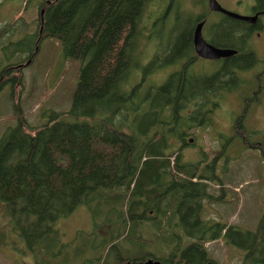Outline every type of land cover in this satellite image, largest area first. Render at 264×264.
I'll use <instances>...</instances> for the list:
<instances>
[{
  "label": "trees",
  "instance_id": "obj_1",
  "mask_svg": "<svg viewBox=\"0 0 264 264\" xmlns=\"http://www.w3.org/2000/svg\"><path fill=\"white\" fill-rule=\"evenodd\" d=\"M23 1L28 5L32 0ZM148 1L151 0H41L40 29L35 33H31L21 17L0 29L3 44L0 92L10 83L12 90L22 83L17 75L23 73L29 61L31 65L45 38L62 40L64 55L84 63L69 111L52 112L51 118L39 128L20 117L17 125L0 138V213L7 212L12 229L32 251L54 233L58 221L88 203L86 200L92 195L97 194L99 200L104 191L119 192L127 203L126 214L119 223L120 236L124 234L128 239L126 233L134 231L140 243L155 248L177 203L183 200L224 203L229 193H233L223 177L229 145L238 142L244 149L261 151L264 158V137L250 143L251 131L245 125L246 119H238L234 135L219 136L222 146L212 160L211 169L182 160V148L176 149L169 137L182 139L185 146L188 134H180V126L170 124L169 120L187 129L202 126L194 121L183 122L180 108L187 96L178 94L175 86L145 87L150 75L163 70L164 65L154 62L142 67L140 58L132 54L139 48L135 42L143 37L139 25ZM254 10L264 11V0H255ZM165 12L156 20L155 29L168 18L164 19ZM210 17V10L196 17L192 30L180 34L177 41L191 38L196 24L209 21ZM240 23L230 20L229 29L215 23L213 38L207 40L216 46H221L222 38L229 37L234 42L231 32ZM153 35L157 37L155 31ZM117 62L119 69L115 71L113 64ZM135 71L142 73L138 84L129 87V83L119 80L123 76L134 80ZM200 98L190 96L188 101ZM243 114L246 115V110ZM221 157L225 163L218 174L215 164ZM200 170L202 174L198 176ZM179 174L182 178L177 177ZM169 177L172 183L166 181ZM198 177L201 181L195 182ZM202 180L216 182L221 195L215 197ZM173 188H179L181 194H173ZM147 200L152 203L149 213L144 210ZM260 209L262 219L256 230L239 232L244 245L241 249L245 250L242 264L261 261L264 197ZM144 227L152 230L148 231L152 233L150 240L141 234L140 229L144 231ZM181 227L186 235L193 230L192 226ZM223 229V225L214 222L202 223L194 229L198 242L188 247V250L200 247L194 264H206L205 245L214 235L216 239L222 238ZM40 249L43 250L39 253L46 250L43 244ZM180 253L185 255L186 251ZM161 257L166 264L172 260V257ZM144 260L137 257L131 264Z\"/></svg>",
  "mask_w": 264,
  "mask_h": 264
},
{
  "label": "rangeland",
  "instance_id": "obj_2",
  "mask_svg": "<svg viewBox=\"0 0 264 264\" xmlns=\"http://www.w3.org/2000/svg\"><path fill=\"white\" fill-rule=\"evenodd\" d=\"M217 1L226 10L242 16L254 15L255 0ZM40 2L41 0H32L27 5L23 0H0V29L6 23H13L21 17L30 28L31 33H35L40 29ZM170 2L172 4L164 16V19L168 18L165 22L163 21L162 28L159 27L162 26L161 24L157 26L158 30L155 29L156 20L163 15V11ZM207 12H209L208 5L204 6L199 0L148 1L139 25L143 37L139 38L138 43L143 46L138 50V55L143 57L147 56L148 52H152L154 57L157 50L156 47L153 49V45L166 43L163 46L167 47V45L176 44L180 34L186 30H192L193 20ZM210 14L211 17L203 31L205 39L213 38L215 23L219 24L221 20H225L221 13L210 12ZM262 23L264 24V16H262ZM244 24L241 22L240 26ZM240 26L235 27V30H239ZM235 30L232 29L235 39L240 38L241 36ZM153 31L157 37L152 36ZM244 40L247 45H253L258 51L256 52L257 56L263 60L264 37L256 38L247 35ZM1 43L2 41L0 42V56L3 47ZM148 45L147 53L143 55L142 52ZM165 56L169 55H162V59L153 58L152 63L156 62V65L163 64L164 66L163 70L159 69L150 75L149 81L147 80L146 83L148 87L160 85L159 80L167 73V64L171 62L172 58ZM211 63L213 62L196 61L191 66V74L211 73ZM83 65V62L64 55L62 40L45 38L31 65L26 66L23 73L17 75L18 79H22V83L16 84L14 90L10 83L4 86L0 92V138L10 127L17 125L20 117H23L30 126L39 128L51 118L52 112L65 113L69 111ZM113 69L115 71L119 69V62L113 64ZM168 71L174 72V69L170 67ZM261 72V88L257 94V100L250 99L249 104H256L250 110L247 106L243 110L245 102L243 98L249 99L250 92L256 91L254 80L250 81L249 87L244 88V95L226 92V94L228 93L226 97L225 95L219 96V99L222 100L221 105L209 114V120L204 111H200L203 109L202 107L195 111V114L191 113L194 115V120H205L201 128L187 129L184 125L173 123L168 119L170 124L180 126V134L184 132L188 134L185 146L183 144L180 146L179 139L175 136L169 137L176 149L182 148V160L185 163L199 164L201 168L211 169L212 160L217 157L222 146L219 136L225 135L230 138L234 135L235 122L238 119L244 121L248 111L245 125L251 131L249 133L250 143L263 139L264 94H262V102L260 94L264 89V69ZM228 76L226 80L230 79ZM237 77L244 78L240 73H237ZM133 79L130 81L127 76H123L119 80H122L123 84L129 83V87L134 86L140 82L141 74L138 75L135 71ZM240 84L245 86L248 84V80L245 79ZM189 99L190 96H187L184 100L188 101ZM195 103L198 105L210 104V100L205 96ZM245 110L246 115L243 114ZM182 115H184L183 111ZM183 122L187 123L185 117ZM190 139H193L192 143L189 142ZM206 154H208L207 159ZM225 156L227 157V166L224 169L226 174L223 177L225 176L226 186L231 188L233 193H229L224 203L219 201L209 203L205 200L197 203L183 200L181 203H177L167 217L166 229L155 248L153 246L147 248L145 244L140 243L134 231L126 233L129 235L128 239L124 234L120 236L122 228L119 223L122 215L126 214L127 203L119 196V192L106 193L104 191L100 194L99 200H97V194L92 195L86 200L88 203H83L68 218L61 219L55 224L54 233L42 242L46 248L44 253L38 252L44 249H40L42 244L36 245L34 251L30 250L26 241L12 229L7 212L2 211L0 213V264H131L134 262L132 260L137 257L166 262L161 255L172 257V260L167 264H194L199 258L198 249L200 247L188 250L189 245L198 242L193 231L200 224L210 222L223 225L224 232L222 238L216 239L214 235L206 243V260L215 264H242L245 250L241 249L244 245L239 232H254L262 219L260 202L264 197V158L261 151L244 149L238 142L229 145ZM202 161L205 162L202 164ZM224 163L223 157L218 159L215 164L216 173H220ZM200 174H202L201 170L198 172V176ZM177 177L182 178V174ZM166 181L173 182L171 177ZM194 181L201 180L198 177ZM202 181L209 185V192L215 197L221 195L220 187L216 182ZM175 188L172 193L181 194V190ZM91 200L93 201L91 202ZM151 204V200H147L144 205V210L147 213L150 212ZM163 208L166 209V205ZM145 222L149 221L146 219ZM181 225L187 228L192 226L193 230L186 235ZM144 229V231L140 229L141 234L150 240L152 233L148 231L152 232V230L146 227ZM232 241L237 246L227 245L226 242L234 243ZM114 244L117 246L113 248ZM183 250L186 251L185 255L180 253ZM121 257L125 258L123 262ZM259 264H264V246Z\"/></svg>",
  "mask_w": 264,
  "mask_h": 264
},
{
  "label": "flooded vegetation",
  "instance_id": "obj_3",
  "mask_svg": "<svg viewBox=\"0 0 264 264\" xmlns=\"http://www.w3.org/2000/svg\"><path fill=\"white\" fill-rule=\"evenodd\" d=\"M199 1H201V3L204 6L208 5V8H209V0H199ZM171 4L172 3L170 2L169 5H167L168 7H166V9L163 12L169 10ZM256 14H260V15H259V19L257 20L255 24L244 22L245 24L243 26L239 25L240 28L239 30L236 31L239 34V36L247 37V35H252L253 37H256V38L264 37V24L262 23V16H264V11H261V12L254 11V15ZM223 16L224 18L227 17L225 15ZM227 18L228 19L225 18V20H221L220 21L221 23L219 24H222L223 28L229 29V21L234 20V19L229 18V17ZM202 21H205V26H204L205 28L208 23V20H202ZM195 27L192 32V36L189 39L183 38L181 39L182 41H179V42L177 41L176 44L167 45V47L163 46V44H166V43H159V44L153 45L152 46L153 49L156 47V50H157V53L154 57H153L152 52L151 53L148 52L147 56H143V57L139 56L138 50L140 48L142 49L143 45L139 44L138 41L135 42V44H139V48L137 51L132 52V54L137 55L140 58L141 60L140 65L142 67H147L148 65H150L153 62V58H157V57L161 58L162 55L164 54L169 55L165 57H171L172 60L171 62L167 64L168 66L167 73L162 79L159 80L160 85L158 86L172 85L177 88L178 94H181L183 96L201 97L200 99H197L195 101L202 100L205 96L209 98L210 104L203 103V104L198 105V103H195V101L193 102H189L185 100L183 101V104L180 109L183 111L184 115L182 116L183 118L185 117L187 119V122L194 121V122L199 123L198 125L201 126L204 121L194 120V115H192L191 113H194L195 111L199 110L200 107H202L203 109L200 111H204L205 115L208 117V120H209V114L212 113L213 110L216 109V107H219L221 105L222 100L219 99V96L225 95L226 97V95L228 94V93L226 94V92H233V93H237L240 95H244L245 94L244 88L249 87L250 81L254 80L256 91L250 92V94L248 95L249 99L243 98L245 100L243 110L246 106L250 110V108L256 105V104H249L250 99L256 101L257 94L261 88V85H260L261 76H262L261 71L264 69V59L261 60L257 56L256 52L258 51L253 47V45L251 46L247 45L244 39H237V41L235 39V41L232 42V40H230L229 37L222 38L219 40L221 46L213 45L207 39L206 41L216 48L230 49V50L236 51L235 55L228 57V58H220L217 60H210V59L202 58L198 55L196 48H195V44H194L193 37H194ZM233 34L235 33L231 32V35ZM148 48H149V45L146 46L145 48L146 50H143L142 52L143 55L147 53ZM196 61L213 62L211 63L212 65L211 73H204V74L199 73L198 75L191 74V66L195 64ZM170 67L174 69V72L168 71ZM237 73H240L244 78L239 79L237 77ZM139 74H141V79H142V73H139ZM227 76L230 77L229 80H226ZM245 79L248 80V84L244 86L243 84H240V82L241 83L244 82ZM145 87L147 88L148 84H145ZM262 94H264V89L262 90L260 94L261 102H262V96H263ZM248 114H249V111H248ZM191 140L193 139H190L189 141L190 143H192ZM178 141L180 142V146H182L184 141L182 139ZM232 244L236 245L235 242ZM209 262H212V261L206 260V264H208Z\"/></svg>",
  "mask_w": 264,
  "mask_h": 264
},
{
  "label": "water",
  "instance_id": "obj_4",
  "mask_svg": "<svg viewBox=\"0 0 264 264\" xmlns=\"http://www.w3.org/2000/svg\"><path fill=\"white\" fill-rule=\"evenodd\" d=\"M209 10L211 12L221 13L229 18H232L236 21L246 22L250 24H255L259 19L260 14L254 16H242L240 14L234 13L232 11L224 9L217 0H209ZM44 11H42V14ZM43 22V20H42ZM205 26V21L199 22L194 31V44L198 55L205 59L217 60L220 58H228L236 54V51L230 49H220L209 44L203 35V29ZM30 64V61L27 63ZM193 142V140H191ZM137 264H166L157 259H150L138 262ZM208 264H215L214 262H209Z\"/></svg>",
  "mask_w": 264,
  "mask_h": 264
}]
</instances>
